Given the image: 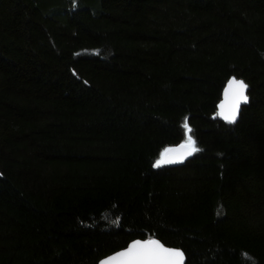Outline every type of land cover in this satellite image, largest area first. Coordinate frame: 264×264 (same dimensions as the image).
<instances>
[{"label": "trees", "instance_id": "obj_1", "mask_svg": "<svg viewBox=\"0 0 264 264\" xmlns=\"http://www.w3.org/2000/svg\"><path fill=\"white\" fill-rule=\"evenodd\" d=\"M185 122L200 151L153 167ZM149 237L264 264V0H0V264Z\"/></svg>", "mask_w": 264, "mask_h": 264}, {"label": "snow or ice", "instance_id": "obj_2", "mask_svg": "<svg viewBox=\"0 0 264 264\" xmlns=\"http://www.w3.org/2000/svg\"><path fill=\"white\" fill-rule=\"evenodd\" d=\"M86 83V82H85ZM247 83L243 79L231 77L224 87L222 98L217 105L218 115L226 122L236 120L242 103H247ZM187 118H185V121ZM187 139L179 146H167L160 152V158L153 167L183 159L187 155L200 151L196 141L189 133L191 129L185 122L183 125ZM185 253L180 248L166 247L159 239H132L126 247L111 253L98 261V264H185Z\"/></svg>", "mask_w": 264, "mask_h": 264}, {"label": "water", "instance_id": "obj_3", "mask_svg": "<svg viewBox=\"0 0 264 264\" xmlns=\"http://www.w3.org/2000/svg\"><path fill=\"white\" fill-rule=\"evenodd\" d=\"M227 84V83H226ZM226 86V85H225ZM224 90V89H223ZM247 90L248 89H246V95H247ZM222 93H223V91H222ZM221 98H222V95H221ZM221 100V99H220ZM245 104L246 103H242L241 105H240V108H239V111H238V114H237V118H236V120L234 121V122H236L237 120H238V118H239V114H240V111H241V109H242V107L243 106H245ZM219 117V120H221V121H225V120H223L220 116H218ZM180 145V144H179ZM179 145H176V146H179ZM190 157V155H187V156H185L183 159H175L174 160V162H171V163H168V164H176V163H184L188 158ZM162 165H164V164H161L160 166H162ZM166 247H168V246H166Z\"/></svg>", "mask_w": 264, "mask_h": 264}]
</instances>
